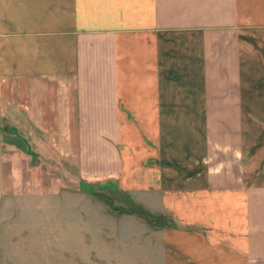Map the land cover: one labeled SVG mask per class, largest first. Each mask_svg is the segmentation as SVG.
Listing matches in <instances>:
<instances>
[{
	"label": "crops",
	"instance_id": "1",
	"mask_svg": "<svg viewBox=\"0 0 264 264\" xmlns=\"http://www.w3.org/2000/svg\"><path fill=\"white\" fill-rule=\"evenodd\" d=\"M0 105L159 204L168 260L264 264V0H0ZM24 156L0 197L60 193Z\"/></svg>",
	"mask_w": 264,
	"mask_h": 264
},
{
	"label": "rangeland",
	"instance_id": "2",
	"mask_svg": "<svg viewBox=\"0 0 264 264\" xmlns=\"http://www.w3.org/2000/svg\"><path fill=\"white\" fill-rule=\"evenodd\" d=\"M18 119L0 105V155L20 150L30 170L60 179L61 191L0 197V264H176L163 235L174 221L159 204L122 192L116 181L80 180L74 165Z\"/></svg>",
	"mask_w": 264,
	"mask_h": 264
}]
</instances>
